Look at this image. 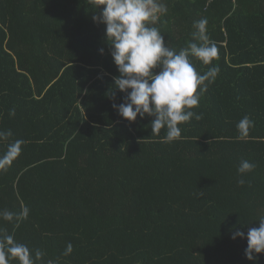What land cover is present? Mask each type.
<instances>
[{
	"label": "trees",
	"instance_id": "16d2710c",
	"mask_svg": "<svg viewBox=\"0 0 264 264\" xmlns=\"http://www.w3.org/2000/svg\"><path fill=\"white\" fill-rule=\"evenodd\" d=\"M162 2L168 47H186L206 18L219 52L211 65L191 58L219 73L192 109L201 119L172 142L151 133L155 117L113 109L126 93L109 96L119 74L89 0H0V131L12 133L0 154L24 142L0 170V210L29 208L0 230L39 249L35 264H253L230 229L264 216V0ZM244 116L254 127L241 139ZM241 160L256 165L242 186Z\"/></svg>",
	"mask_w": 264,
	"mask_h": 264
},
{
	"label": "clouds",
	"instance_id": "9594fccd",
	"mask_svg": "<svg viewBox=\"0 0 264 264\" xmlns=\"http://www.w3.org/2000/svg\"><path fill=\"white\" fill-rule=\"evenodd\" d=\"M91 9L98 10L92 19L105 26V38L110 46V55L119 75L113 77V88L109 96L114 100L115 92L126 93L122 102L113 103L117 114L128 121L155 117L150 123L151 133L159 135L166 129V142L181 137L179 125L191 119H201V114L192 109L199 106L201 95L207 91L206 81L211 82L219 73V66L210 67L205 73L197 71L191 58H196L204 65H211L218 58L217 45L210 39L207 30L208 21L202 18L194 22L196 29L187 46L177 51L167 46L164 35L155 26L160 17L167 13V5L162 0H89ZM103 54V49H100ZM159 69L158 72L154 71ZM130 90V91H129ZM10 115H15L14 109ZM239 138L249 135L254 121L244 116L236 125ZM11 130L0 131V142L11 137ZM22 140L5 144V151L0 154V170H6L19 156ZM256 165L248 160H241L237 174L241 178L238 185H244L243 176L255 169ZM29 208L25 205L19 213L0 210V220L15 221L19 227L27 219ZM257 227H251L245 233L239 229H230L231 239L237 237L246 240L245 258L256 264L258 255L264 253V216L260 217ZM72 251L69 243L65 255ZM43 253L32 250L26 244L17 242L13 235L0 230V264H35ZM49 264H52L49 261Z\"/></svg>",
	"mask_w": 264,
	"mask_h": 264
}]
</instances>
